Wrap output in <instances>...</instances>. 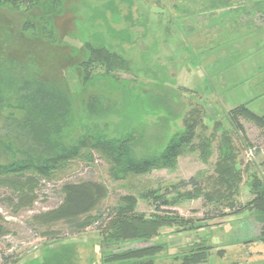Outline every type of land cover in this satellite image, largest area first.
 <instances>
[{
	"label": "rangeland",
	"instance_id": "rangeland-1",
	"mask_svg": "<svg viewBox=\"0 0 264 264\" xmlns=\"http://www.w3.org/2000/svg\"><path fill=\"white\" fill-rule=\"evenodd\" d=\"M245 2L61 0V12L52 20L55 32L52 41L23 31V21L29 15L23 10L0 7V61L12 62L14 74L20 72L16 69L18 65L26 76L47 80L64 90L71 100L74 123L80 121L83 101L89 95L104 94L103 90L97 94L98 85L83 86L82 71L76 66L81 59L82 44L92 40V18L97 12H104L112 29L129 31L133 43L122 44L120 50L132 67L141 68L139 81L154 88L153 84L165 80L162 85L173 96L171 108L175 117L170 135L184 129V119L195 111L191 119L198 122L197 134L201 138L213 136L209 154H203L197 147L199 140L196 138L181 150L173 170H154L142 176L127 175L119 181L112 179L110 165L95 153L91 161L74 159L52 172L51 180L40 179L37 200L29 209L14 211L6 203L7 198H13L12 193L0 190V214L8 230L0 239V264H101L99 244L102 234L95 227L71 234L62 223L46 229L33 223L32 217L57 208L63 197L61 187L66 183L92 181L103 184L108 195L99 206V212L114 207L125 195L139 197L150 190L158 189L162 194L168 192L171 201L178 192H192V186L181 185L190 179H194L203 192H208L213 186L211 179L215 176V165L223 148L219 139L226 131L236 151V169L241 174L235 203L240 207L252 198L250 175L262 171L264 131L242 118L238 119L242 127L238 131L227 118L229 111L242 104H247L254 113L264 115V18ZM109 3L116 6L115 16L108 7L104 9ZM97 31L114 50L120 51L115 47L118 42L107 34L106 28ZM118 75L123 80L133 78L131 73ZM6 91L0 121V138L5 144L12 142L3 138L7 134L6 119L21 120L25 115L21 108L25 104L8 86ZM154 92L159 94L155 88ZM117 97L108 100L112 110L119 108ZM143 119L141 123L146 126L143 136L151 140L162 128H157L154 116ZM95 123L107 135L124 131L119 115ZM142 130L138 128L135 136L139 137ZM12 144L18 146L17 142ZM0 156L2 163L12 159L1 146ZM173 186L179 189H173ZM160 210L176 212L179 217L192 222L202 220L195 223L202 228L186 232L162 228L155 243L164 244L166 252L156 264H181L175 256H181L191 248L206 246L211 249L202 264H264V243L251 242L258 236L259 229L246 210L230 214L228 209H215L212 203H206L202 198L179 199L174 205L160 207ZM136 211L151 216L154 205L150 200L138 198ZM221 214L225 215L219 216ZM46 230L57 232L59 236L47 239L42 236Z\"/></svg>",
	"mask_w": 264,
	"mask_h": 264
},
{
	"label": "trees",
	"instance_id": "trees-1",
	"mask_svg": "<svg viewBox=\"0 0 264 264\" xmlns=\"http://www.w3.org/2000/svg\"><path fill=\"white\" fill-rule=\"evenodd\" d=\"M111 3L104 6V9L108 7L115 16L117 9ZM110 4L114 7L111 8ZM245 4L251 5L264 18V0H246ZM0 7H7L12 11L23 10L29 14L23 21L24 32L37 34L51 41L55 39L52 20L61 12V0H0ZM33 13L35 14L32 16ZM91 22L92 40L82 44L81 59L76 66L82 71L83 86L98 85L97 94L101 90L104 94L89 95L83 101L81 119L76 123L73 122L71 100L64 90L47 80L26 76L18 65L16 69L20 72L14 74L11 70L12 62L0 61V121L1 111L6 103V86L25 104L21 107L25 112L23 119H6L7 134L3 138H9L12 142L5 144L0 138L3 152L12 156L8 162H0V190L12 193L14 199L7 198L6 203L14 211L32 207L37 200L36 190L40 179L51 180L52 172L74 159L91 161L93 153L110 165L109 174L115 181L127 175L142 176L154 170H173L181 150L191 145L196 138L199 140L197 147L203 154H209L213 136L201 138L197 134L198 122L191 119L195 111H191L184 119V129L170 135L171 124L175 120L171 108L173 96L163 88L165 80L161 78L159 84L152 85L159 94L154 92V88L147 87L150 85L139 81L138 73L141 68L132 67L120 50L122 44L133 43L129 31L112 29L104 12H97ZM103 28L118 42L115 47L120 51L114 50L97 31ZM122 73H131L133 78L123 80L118 75ZM115 95L119 97L116 103L121 108L112 110L108 100H112L110 98ZM116 115L122 118L124 127V131L116 132L118 135H107L96 126L95 122L99 119ZM148 116L156 117L157 128L163 130L154 134L151 140L143 136L146 126L141 123ZM227 118L238 131L242 129L239 118L255 123L264 131V115L254 113L247 104L233 108L228 112ZM140 127L143 129L142 134L136 137ZM228 136L227 131L221 133L219 142L223 148L215 165V176L211 179L213 186L208 192H203L198 183L190 179L181 185L192 186V192H178L171 201L168 200V192L162 194L158 189L150 190L139 197L125 195L114 207L99 212V206L108 195L103 184L92 181L66 183L61 187L63 197L60 205L33 216L32 222L46 229L62 223L71 234L95 227L102 234L99 244L101 264H156L166 252L164 244L155 243L162 228H175L179 232L198 231L202 228L200 224H195L202 220L192 222L179 217L176 212L160 210V207L172 206L179 199L202 198L206 203H212L215 209H228L230 214L246 210L259 229L258 236L251 242L264 243V162L261 164L260 174L253 172L250 175L252 198L237 207L234 196L241 174L236 169V151ZM13 142H17L18 146L14 147ZM138 148H142L140 152ZM173 189L179 187L173 186ZM138 198L152 201L154 214H138ZM162 214L165 216H161ZM223 215L225 214L219 216ZM7 233L5 219L0 214V239ZM42 236L54 239L59 234L46 230ZM210 249L208 246L191 248L189 252L175 257L181 260V264H202Z\"/></svg>",
	"mask_w": 264,
	"mask_h": 264
},
{
	"label": "crops",
	"instance_id": "crops-1",
	"mask_svg": "<svg viewBox=\"0 0 264 264\" xmlns=\"http://www.w3.org/2000/svg\"><path fill=\"white\" fill-rule=\"evenodd\" d=\"M223 249H225L226 250V248L224 247ZM227 251V250H226Z\"/></svg>",
	"mask_w": 264,
	"mask_h": 264
}]
</instances>
